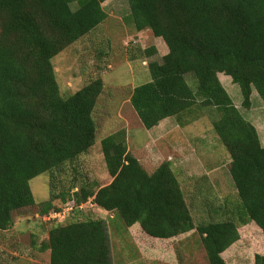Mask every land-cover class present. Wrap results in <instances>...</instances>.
I'll return each instance as SVG.
<instances>
[{"label":"trees","instance_id":"16d2710c","mask_svg":"<svg viewBox=\"0 0 264 264\" xmlns=\"http://www.w3.org/2000/svg\"><path fill=\"white\" fill-rule=\"evenodd\" d=\"M106 1L0 0V231L13 225L14 211L35 204L29 181L48 172L49 197L37 204L41 219L64 204L80 210L90 201L153 238L195 229L207 263L226 264L222 253L239 239L240 226L254 222L264 235V146L218 74L239 86L243 108L251 107L252 90L264 103V0H126L125 22L150 30L167 48L160 62L148 64L150 81L129 95L143 127L171 117L183 127L205 107L218 113L212 130L228 153L236 199L225 218L197 225L170 160L148 173L128 151L124 129L100 141L111 181L77 176L79 157L95 143L93 113L104 83L96 76L64 95L51 59L107 18ZM154 52L150 46L142 54ZM39 250L48 251L49 264H112L107 223L98 217L51 225ZM253 264H264V254Z\"/></svg>","mask_w":264,"mask_h":264},{"label":"rangeland","instance_id":"374dc122","mask_svg":"<svg viewBox=\"0 0 264 264\" xmlns=\"http://www.w3.org/2000/svg\"><path fill=\"white\" fill-rule=\"evenodd\" d=\"M102 6L108 17L96 29V33L88 37L87 43L84 41L68 46L51 59L56 66L54 68H60L55 77L62 94L65 95H70L80 88L77 83L80 79L84 82L86 76L96 77L100 71H105L101 76L104 82L103 95L99 98L93 114L98 132L91 152L79 157L75 169L77 176L81 173L87 181H95L98 185L108 182L109 175L100 141L117 130H125L124 125H127L128 150L138 158L148 173H151L160 161L170 160L194 225L225 218L226 210L233 208L236 191L227 167L228 153L212 130V121L218 118V113L211 107L202 108L188 117L191 120L194 116L200 118L183 127L171 117L164 122V133H168L157 139L156 146L152 148L145 145L153 141L151 136L154 131L147 132L148 129L142 125L140 127L133 108L134 114L129 112V104L122 101L126 100L131 85L136 86L149 79L137 80L125 61L129 60L128 54H131L134 47L131 38H126V35L135 32L133 26L127 24L123 18L128 13V4L126 0H107ZM141 39L146 48L152 43L163 42L161 38L154 37L150 30H144ZM98 51L100 54L108 52L107 57L100 58V68L96 66ZM218 77L242 116L255 126L260 144L264 146V103L256 91L252 90L251 107L243 108L239 86L227 75L220 73ZM185 79L195 90V77L188 73ZM72 80H76L74 85ZM62 83H70L72 87L63 90ZM118 107L123 115L121 120L115 115ZM103 112L105 119L110 117L104 132L101 128ZM151 153L154 154L153 157L148 155ZM71 171L70 167H66L65 172ZM49 180L48 172H44L29 181L35 204L14 211L13 225L5 231H0V264H49L48 251L39 250L40 243L47 237L49 227L55 223L64 224L86 217H98L106 221L112 264H208L195 229L186 233L182 239L173 241L146 239L142 242L137 238V241L133 242L115 213L92 206L90 201L80 210H70V204H64L59 217L43 221L37 213V204L48 199ZM55 184L57 191L61 184ZM70 184L66 183L64 187ZM55 204L58 207L62 205L58 200ZM238 231L239 239L222 253V258L226 264H253L256 254H264V235L254 222L240 226Z\"/></svg>","mask_w":264,"mask_h":264},{"label":"crops","instance_id":"0c3cea01","mask_svg":"<svg viewBox=\"0 0 264 264\" xmlns=\"http://www.w3.org/2000/svg\"><path fill=\"white\" fill-rule=\"evenodd\" d=\"M108 15V14H107ZM108 17V16H107ZM107 19V18H106ZM105 19V20H106ZM105 20L102 22V23H104L105 22ZM101 23V24H102ZM101 24L98 26V27H96L95 29H93L92 31H90L89 33H87L86 35H84V36H82L81 38H79L77 41H75L74 43H72L71 45L73 46V45H75L76 43H81V42H86L87 43V41H88V39L94 34V33H96V29L97 28H99L100 26H101ZM135 30V29H134ZM144 32V30L143 31H136L135 30V32H131V35L129 34V36L128 35H126V38H131V41H132V43H133V50H132V52H131V54H128V58H129V60L128 59H125V61H126V63H127V65H128V68L130 69V70H132L133 71V73L135 74V77H136V79L137 80H142V79H144V78H149L146 82H148V81H150V75H149V72H148V64L150 63V62H152V61H155V62H160L161 61V59H162V57H163V55L167 52V48H166V46L164 45V44H160V43H158L157 42V44H151L150 46H155L156 47V52H154L153 54H151L150 56H145V55H143L142 54V51L146 48V46H144L142 43H141V35H142V33ZM128 33V32H127ZM89 37V38H88ZM109 42V41H108ZM70 45V46H71ZM149 46V47H150ZM148 48V47H147ZM66 49V48H65ZM64 49V50H65ZM63 50V51H64ZM62 52V51H61ZM107 55H108V52H105V53H102L101 52V54H100V52L98 51V57H97V63H96V66H99L100 64H99V60H100V58H104V57H107ZM53 64V63H52ZM53 66H55V65H53ZM101 66V65H100ZM100 66H99V68H100ZM56 67V66H55ZM109 67V66H108ZM58 69H60V68H57V70ZM56 68H54V71H55V73H56ZM105 71H100L99 72V74H98V76H102V74L104 73ZM87 75V74H86ZM92 78H94V77H89V76H86L85 77V79H84V82L82 81V79H80L79 80V82H77V83H79V86H80V88L87 82V81H89L90 79H92ZM102 78V77H101ZM72 82V85H74L75 83H76V80H72L71 81ZM58 83V82H57ZM104 83V82H103ZM145 83V82H144ZM142 84V83H141ZM72 85H70V83H67V84H61V86H62V89L63 90H66V89H68L69 87H72ZM135 86L134 85H131V87H130V89L128 90V96L126 97V100H123L122 99V101L124 102V103H128L129 104V107H130V110L131 111H129L130 113H132L133 112V114H134V111L132 110V106L130 105V103H129V95H130V93H131V91H132V89L134 88ZM60 88V87H59ZM103 90H104V88H103ZM103 90H102V92H103ZM60 92H61V90H60ZM102 92H101V94H100V96L98 97V101H99V98L103 95L102 94ZM62 93V92H61ZM65 95V94H64ZM98 101H97V104H98ZM122 103V102H121ZM120 103V104H121ZM97 104H96V107H97ZM95 107V108H96ZM119 107H121L120 105H119ZM118 107V110L116 111V113H115V115H116V117H117V119L118 120H121V119H123V115H122V113H121V110H120V108ZM104 108V107H103ZM105 109V108H104ZM95 110V109H94ZM106 110V109H105ZM104 110V111H105ZM94 114V113H93ZM135 115H136V113H135ZM94 116V115H93ZM136 117V116H135ZM101 118H102V122H101V128H102V131L104 132L105 131V128H106V124L110 121V117H108V119H105V113L103 112L102 114H101ZM138 119V118H137ZM167 119L168 118H166V119H164V120H162V121H160L159 122V124L157 125V126H155V127H153V128H151V129H148L147 130V132H151V131H154L153 133H152V142L149 144H145V145H147V146H149V147H155L156 145H155V142H157V139H161V137H163V136H165L168 132H166V133H164L166 130H165V125H164V122H166L167 121ZM95 120V119H94ZM138 123H139V125H140V127H141V122H140V120L138 119ZM143 126V125H142ZM124 128H125V132H126V145H127V140H128V136H129V132L126 130V128H128L127 127V125L125 126L124 125ZM98 132V129H97V126H96V133ZM104 134H106V133H103V135ZM153 135H155L156 137H153ZM159 135V136H158ZM107 136V135H106ZM158 136V137H157ZM155 145V146H154ZM128 147V146H127ZM92 148V147H91ZM129 151V150H128ZM89 152H91V149L90 150H88V153ZM150 157H153V155L154 154H148ZM161 157H163V156H161ZM137 158V157H136ZM138 159V158H137ZM150 159V158H149ZM162 160V159H161ZM164 161V160H163ZM163 161H160L157 165H156V167H155V169L160 165V163L161 162H163ZM143 166V165H142ZM144 167V166H143ZM145 168V167H144ZM154 169V170H155ZM153 170V171H154ZM152 171V172H153ZM111 181V177L109 176V180H108V182H106V183H104V184H100V185H105V184H107V183H109ZM105 212H107V211H105ZM110 217L111 218H113L111 215H110ZM126 232L128 233V235L130 236V238L132 239V241L133 242H136L137 241V238H140V240H142V242L143 241H145L146 239H151V240H154V241H160V240H163V241H173V240H175V239H179V238H181V237H184L185 235H186V233H184V234H181V235H178L177 237H173V238H170V239H157V238H153V237H150V236H148V235H146L142 230H141V228H140V226L136 223V224H134V225H132V226H130V227H126ZM182 239V238H181ZM138 247V246H137ZM138 251H140L141 252V250H140V248L138 247Z\"/></svg>","mask_w":264,"mask_h":264},{"label":"built area","instance_id":"2783aa9c","mask_svg":"<svg viewBox=\"0 0 264 264\" xmlns=\"http://www.w3.org/2000/svg\"><path fill=\"white\" fill-rule=\"evenodd\" d=\"M67 205H68V204H67ZM91 205H92V204H91ZM69 208H71V207H69ZM62 210H63V209H62ZM62 210H61V211H52V212H49L47 215H44V216L42 217L43 221H48V220H51V219H56L57 217L60 216Z\"/></svg>","mask_w":264,"mask_h":264}]
</instances>
